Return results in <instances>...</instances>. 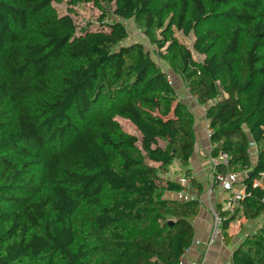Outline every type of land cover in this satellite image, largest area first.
I'll return each mask as SVG.
<instances>
[{"label": "trees", "instance_id": "1", "mask_svg": "<svg viewBox=\"0 0 264 264\" xmlns=\"http://www.w3.org/2000/svg\"><path fill=\"white\" fill-rule=\"evenodd\" d=\"M82 2L98 31L79 32ZM129 20L208 107L211 154L230 157L219 171L246 173L224 241L264 214V0H0V264H182L192 246L200 203L168 198L182 187L161 174L189 166L195 116L149 50L124 45ZM230 264H264V224Z\"/></svg>", "mask_w": 264, "mask_h": 264}, {"label": "crops", "instance_id": "2", "mask_svg": "<svg viewBox=\"0 0 264 264\" xmlns=\"http://www.w3.org/2000/svg\"><path fill=\"white\" fill-rule=\"evenodd\" d=\"M171 78L174 76H170ZM175 80V79H173ZM175 85L179 95V89L182 85L179 81ZM184 91V92H183ZM183 94L179 95V100L188 106L190 111L195 116V149L193 156L190 160L188 167H183L178 161H176L167 172L161 174L162 179L166 181L176 182L177 177L186 175L187 170L191 174V178L195 181L196 185L193 186L192 194L200 203V213L198 217L194 219L195 227V239L199 241V244L193 248V250L187 255V261L199 262L202 264H230L233 252L242 243V241L251 234H254L264 224V214L256 220H247L240 215L236 221L232 222L229 230L227 231L229 237L226 241L222 239H216L213 246L208 245L209 238L212 232V216L209 208L210 197L214 203L219 202L221 197L218 193L209 197V189L211 187V163L208 158L209 150L212 148L211 140L208 138L207 129L209 127V121L206 119V111L204 106H197V112L192 110L193 107L192 97L185 86ZM196 100V99H195ZM195 104H198L196 101ZM197 117V118H196ZM256 161V157H252ZM154 167H159L158 163H150ZM246 173H240V177ZM242 179V178H241ZM241 189V186L237 185L236 190ZM168 198L179 200L178 193H169L166 195ZM182 200V199H180ZM191 199H184L183 201H190Z\"/></svg>", "mask_w": 264, "mask_h": 264}, {"label": "built area", "instance_id": "3", "mask_svg": "<svg viewBox=\"0 0 264 264\" xmlns=\"http://www.w3.org/2000/svg\"><path fill=\"white\" fill-rule=\"evenodd\" d=\"M208 138L211 140V137L214 135V131L209 127L207 129ZM213 151V146L211 148ZM211 152V151H210ZM212 171H211V187L209 189V197L213 194L218 193L221 197L220 203H214L210 197L209 208L212 216V232L208 241L209 246H213L216 239H223V216L222 214L233 215L238 211H242V202L244 201L246 194V189L242 185V179L239 174L228 171L223 173L219 171L220 167H227L229 165L230 157L225 152H219L217 155H212L211 153L208 156ZM264 178V175H262ZM164 180V179H163ZM192 178L188 175H181L177 177L176 183L181 185L182 190L178 193L180 199H191L198 200L192 194L193 185ZM241 186V189L236 190V186ZM262 182H256L254 186H261ZM199 244L198 240H194L192 246L188 249L185 255L182 258V264H202L199 262H190L187 261V255L193 250L196 245Z\"/></svg>", "mask_w": 264, "mask_h": 264}, {"label": "rangeland", "instance_id": "4", "mask_svg": "<svg viewBox=\"0 0 264 264\" xmlns=\"http://www.w3.org/2000/svg\"><path fill=\"white\" fill-rule=\"evenodd\" d=\"M54 6L60 15L63 16V15L68 14L69 6H67L66 3L54 4ZM70 9H72L74 11L73 13H70V14L73 16V19L76 22V25L79 29V32H80V30H82L83 28H86V27L92 31H98L101 28V23L99 21L101 14H100V11L94 6L93 3L82 2L78 6L72 7ZM123 24L126 26L127 31L129 32V37L127 40H125L124 45L129 46V45L134 44V43H142L145 46V48L151 52V55H152V58L154 59V61H156V63L165 72L174 76V79L176 80V82L177 81L180 82V84L182 85V88L179 89V95L181 96L184 92L183 91L184 90V84L176 75L171 73V69L167 65V63L162 62L158 58V56L156 55V52L154 53V51L156 50V47L152 46L149 43L148 39L145 37L143 32L137 27V25L134 21H132V20L125 21V22H123ZM175 35L181 43L185 44L191 50L194 60H196V61H202L203 60L204 57L198 55L197 52L194 50L195 36L193 34L190 36H184L181 31L176 30ZM194 100L195 99H192V104H190V107L192 105V107H193L192 110H195L197 112V106H199V105L195 104L193 102ZM207 108L208 107L206 106L204 111H206ZM117 120L120 122V124L122 125L123 129L126 132H128L132 135H135L136 137H138V139L141 138L139 131L136 129V127L131 122L124 120V119H121V118H118ZM209 127H208V129H209ZM161 145L165 146L164 142H161ZM252 148L255 149V147H252ZM252 151H255V150H252ZM210 153H212L211 149L209 150V154ZM252 154H253V157H255V152H252ZM156 168H158V167H156ZM240 173H243V172H239V174Z\"/></svg>", "mask_w": 264, "mask_h": 264}]
</instances>
